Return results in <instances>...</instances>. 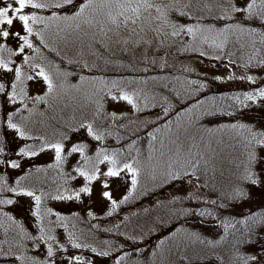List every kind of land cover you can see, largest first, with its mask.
Returning a JSON list of instances; mask_svg holds the SVG:
<instances>
[{"label":"snow or ice","instance_id":"snow-or-ice-1","mask_svg":"<svg viewBox=\"0 0 264 264\" xmlns=\"http://www.w3.org/2000/svg\"><path fill=\"white\" fill-rule=\"evenodd\" d=\"M213 7L221 8V13L212 16ZM201 13H206L207 16ZM208 16L211 17L210 21ZM188 18L194 22H183ZM257 22L258 25L254 26ZM235 33L247 34L252 38V55L247 62L237 66L252 65L264 70V0H245L242 5L236 4L234 0H0V70H4L0 72V97L5 105L14 106L12 111L5 113L3 123L6 129L14 130L13 142L23 141L22 146L18 145L17 149H12L5 131L4 137L0 139V154H4L7 149L8 153L15 151L20 158H30L51 151L54 153V163L47 166L49 169H60L67 157L79 154L83 163L74 168L76 175L70 179L75 180L78 176L83 177L85 181L83 186L71 191V194H66L68 189L61 190L58 187L55 195L45 192L37 195L35 190L22 186V182L31 173L20 176L15 181V186H9L4 175L0 174V193H15L18 196L30 197L34 201V207L30 208L29 212L38 222L39 233L38 236L30 234L12 216L3 212L2 216L9 223L6 224L5 219H0V264H56L58 249H67L63 243L54 247L56 237L49 234L50 230L43 224L44 215H52L53 210L47 208L42 215V198L64 201L79 200L81 194L91 197L94 192L93 182L100 184V197L108 202V210L105 213L107 216H112L121 205L129 202L136 193L141 175L145 173L149 174L157 188L162 189L177 181L190 184L193 179L197 181L196 187H201L202 177L223 176L225 171H228L232 185L228 198L232 200L248 197V189L251 187L264 186V115L248 122L234 119L227 125L212 129L198 125L197 118L167 120L169 109L163 108L162 116L157 117L153 122L154 127L146 134L151 144L147 155L140 153L133 156L131 151H126L123 147L117 150L101 144L94 149L95 155L89 156L86 154L88 145L71 142L70 134L84 129L94 141L103 142L106 136L112 135L111 131L105 129L129 118L126 112L107 111L105 102H125L133 113L141 112V101H147L148 95L142 89L128 88L125 85L145 81L106 80L101 77L100 83L103 87L94 90L93 95L103 92V99L86 95L84 101L77 105V110L81 112L90 111L92 119L85 120L75 128L65 127L55 142L43 134L31 133L29 125L40 122H34L31 118L36 109L29 108L28 104L24 103L28 100L34 105H48L49 99L58 90H62L67 96L69 90L76 88V84L68 82L69 77H76L77 83H96L94 77L82 73L91 72L93 68L99 69L100 63L111 65L117 52L121 58H131L128 67L143 65L144 71L158 64L161 68L167 67L166 56L171 54L172 48L177 49V54L191 51L200 58H209L221 63L226 56L228 63L234 65L236 61L233 57L236 53L226 51V46L230 43V36ZM181 38H186L182 49L175 43ZM51 43H55V47H50ZM205 47L219 50L223 55L209 57ZM243 47V44L240 45L241 49ZM27 50H31L32 55H28ZM44 51L54 53L60 65L72 66L73 70L68 71L67 68L51 61L48 65L37 62L38 58L43 60ZM5 52L9 57H21V64L10 67L13 61L3 57ZM25 66L30 69L31 74H25ZM77 68L79 72L75 70ZM184 71L191 72L192 69L186 66ZM215 79L221 80L222 77L215 76ZM227 79L256 83V78L252 75L235 77L230 74ZM26 80H42L45 86L43 93L30 95L24 87ZM187 83L196 85L197 90L205 87V83L200 80ZM210 99L215 102V98ZM227 99L231 101L230 106L233 109V112L228 113L229 116H234L236 111L243 109L253 111L252 105H258L256 110L264 113V84L238 92ZM18 104L30 115L23 116L22 108L17 106ZM198 105L203 107L199 101ZM69 107L70 99L64 104L65 109ZM18 114L24 123L15 122ZM204 114L215 115V109L205 110ZM161 119L164 120L163 124L160 123ZM97 121H103L104 124H98ZM119 126L124 127L123 124ZM225 129L231 134L216 136L217 131ZM66 143L71 146L66 147ZM156 144H159V148ZM135 145L136 140H132L127 148L133 149ZM0 165L12 169L21 167L18 160L10 159L8 155L0 160ZM100 165H104V169ZM41 171L42 168H35L36 173ZM110 178L123 179L127 185V193L119 200L115 199L109 190ZM35 179L41 185L55 183V180L49 181L48 177L37 175ZM179 199V195H174L167 203L174 204ZM14 202L11 198L0 197V206L12 205ZM157 203L166 207L164 201ZM216 203L215 200L211 201L213 205ZM189 211L202 217L212 215L209 209L185 210L186 214ZM87 215L92 217L93 212L89 210ZM55 216L56 220L61 222L60 227L68 228L65 217L59 213H55ZM237 223L244 225V228L236 229L231 221H223L221 226L225 232L233 230L236 240L233 247L238 251V246L247 243L249 236L254 235L255 226L264 223V215L251 213ZM96 227L97 225H91V228ZM13 232H16V235H11ZM223 239L224 237L217 241L203 240L198 235L189 233L182 239H175L174 248L170 247L163 252L164 264H173L170 257L174 249L177 260L186 261L187 264H209L212 259H215L216 264H264V256H240L229 252L225 254L226 259L225 255L215 251H203L197 247L204 245L214 249ZM25 241H30L31 245H27ZM68 243L73 249L89 247L86 243L78 242L72 232L68 233ZM164 243L161 240L158 247H162ZM41 248H44L42 255L38 254ZM32 249L37 251L33 252ZM91 251L96 253L97 249L91 248ZM259 251L264 253V248ZM99 255L108 256L109 252L101 251ZM123 259V255L119 256L117 264ZM60 264H91V261H86L84 256L76 254L65 257Z\"/></svg>","mask_w":264,"mask_h":264},{"label":"trees","instance_id":"trees-1","mask_svg":"<svg viewBox=\"0 0 264 264\" xmlns=\"http://www.w3.org/2000/svg\"><path fill=\"white\" fill-rule=\"evenodd\" d=\"M184 46L185 44L177 45V47L181 49ZM50 47H55V43H51ZM247 50L248 49L245 48L244 52ZM160 55L165 54L160 53ZM193 56L198 55L191 51L177 54V49L172 48L171 54L166 56L167 67L161 68L158 64L154 67L150 66L148 71H144L143 65H137L135 68L128 67L131 58L128 56L121 58L119 52H117L111 65L105 66L103 63H100L99 69L93 68L91 72H83L82 74L85 76L94 77L96 84L101 77L106 80L123 79L125 81H145L143 83L125 85V87H134L138 90L142 89L144 90V93L148 95L149 99L147 101H141V112L133 113L132 110H129L131 107H128L124 111L117 112H126L129 118L121 120L117 125L111 128L105 129L106 131H111L112 135L106 136L103 142L94 141L92 137H85L83 132L84 129H81L77 133H71V142H82L87 144L88 150L86 154L89 156H93L95 154L94 149L101 146V144L110 149L119 150L123 147L126 151H134L138 154L143 153L144 155H147L151 149V144L146 134L154 127L153 122L157 120V117L162 116L163 108L169 109V114L166 118L167 120L176 121L180 118L184 120L197 118L198 125H202L205 128L217 129L222 125H227L233 122L234 119L243 122L240 118V112L238 111L234 113V116L228 115V113L233 112V109L230 106L231 101L227 99V97L233 96L241 91L214 90L209 84L207 77L197 71L195 62L193 61V58H191ZM43 57L42 61L38 58L37 62H42L43 64L48 65L51 61L62 68H67L68 71L73 70L72 66L60 65L59 59L54 53L50 54L47 51H44ZM186 66L191 68L192 71L185 72L184 68ZM27 70H29L31 74L30 69L27 68ZM75 70L79 72L78 68ZM1 71L2 70H0V72ZM71 78L74 77H69L68 81ZM191 80L203 81L205 87L202 91L199 90L200 88L197 90L196 85H190L187 83ZM28 82L30 81L24 83L25 89H27ZM84 83L85 85L87 83L89 84L88 89L93 95L94 90H96L95 84L91 82H83L80 83L81 87L84 86ZM100 94L101 93L99 92L96 95H93V97H95V99H103L96 98ZM210 98H215V102L213 103ZM198 101L203 107L198 105ZM107 102L108 100L105 102L104 107L109 112L113 111L107 107ZM145 104H147V107H145ZM7 105H5V102L2 99L0 107V139L4 137L5 131H7L2 117L3 110H6ZM213 108L215 109V115L204 114L205 110ZM177 113H179V116H177ZM71 115L72 117H70V115L66 116V118L68 117L67 120L65 121L64 119V121L61 122V125L66 124L63 125L66 128H75L85 120L92 119L91 112L87 113L86 111L83 113H72ZM20 120L21 123L24 122L22 119ZM97 123L104 124L103 121H97ZM160 123L163 124L164 120L161 119ZM119 124H123L124 127H120ZM145 125H148V127H145ZM29 128L31 129L32 134H43L40 129L37 130L34 126L29 125ZM11 131L14 132V130ZM59 131L62 132V130ZM219 132L220 135L231 134L227 129ZM215 134L217 135V132ZM43 135L49 140L55 142L50 136L46 134ZM7 140L10 147L14 150L17 149L18 145L22 146V143L13 142V137H10L8 133ZM132 140H136V145L133 149H128L127 145ZM31 142L32 141H29V143ZM70 146V143H66V147ZM156 147L159 148V144H156ZM10 154L6 149V152L0 154V156H3L2 159H4L5 155H8L10 159L18 160L21 167L18 169H12L2 165L0 174L4 175L5 181L9 186H15V181L26 173H33L42 178L48 177L49 181L55 180V183L41 185L36 182L35 176L32 178L30 174L28 178L22 182V186L29 190H35L37 195H40L41 192L55 195L58 187L61 190L68 189L69 191L66 194H71V191L77 190L85 183L83 177L77 176L75 180L70 179L71 176L76 175L74 168L83 163L79 154L67 157L60 169H49L47 167L49 164L54 163V157L49 160V163L41 164L40 161L35 159L37 156L20 158L15 155V151ZM12 155L14 157H12ZM37 167L42 168L43 171L39 173L23 172L24 170L35 171V168ZM146 179H150L149 174H142L139 180V189L137 188L136 193L129 202L121 205L112 216H107L105 214L106 212L98 213L97 211L90 209L83 212V209L81 208V214H77V212L72 213V211L66 212L63 211V209L58 208L57 204L59 202L70 200L57 201L49 197H43L41 203L42 215H44V210L47 208L53 210L52 215H44L43 224L46 229L50 230L49 234L56 237V240L53 242L54 247L59 243H63L67 251L64 249H58L60 253L64 252V254H67L68 256L76 254L82 255L85 257L86 261H91V264H117V259L121 255L124 256V259L120 264H164L163 252L170 247L174 248L175 239H182L189 233H194L203 240L217 241L220 240L221 237H224L223 241L215 246L220 249H217L216 252L221 255H224L225 252H232L237 253L240 256H250L253 255L249 246L252 241L260 238L259 240L264 244V223L255 226L254 235L249 236L247 243L240 244L238 246V251L233 247L236 243L233 230L230 229L228 232H225L221 226L223 221H231L235 224L236 229L242 230L244 225L237 223V221L247 218L251 213H256L258 216L264 215V206H258L255 210L248 213L231 210V206L239 204L242 199L232 200L228 198V194L232 191L228 171H225L223 176L216 175L213 177L207 175L202 177V186L190 192L191 195H189V193L183 195L175 191L172 192L174 183L164 186L162 189L157 188L155 183L154 185L147 187L141 186V182L146 181ZM251 188L248 189L249 192ZM174 195H179L180 199L174 204H168L167 202L171 200V197ZM0 197L11 198L14 201H17L18 199L23 200V204L20 205H14V202L12 205L0 206V219H5L6 224L9 223L7 219L2 216V213L6 212L12 216L14 220L18 221L25 231L38 236V222L34 217L30 216L29 212V209L34 207V201L32 198L23 195L18 196L15 193L9 194L7 192L0 193ZM120 198L122 197H115L117 200ZM212 200L217 201V203L215 205L211 204ZM158 201H164L166 207H161L157 203ZM197 208L209 209L211 210L212 215L202 217L191 214L190 211L187 214L185 212V210L194 211ZM89 210L93 212L92 217L87 215ZM55 213H59V215L66 218L68 228L60 227L61 222L56 220ZM136 213L138 215H136ZM109 220H112V222L109 223ZM73 225H75V227H73ZM91 225H97V227L91 228ZM211 227L212 229L216 227L214 230L216 233L208 232V228ZM16 232H18V229ZM16 232L11 233V235H16ZM69 232H72L74 236L78 238V242L86 243L89 247L81 249L71 248L68 243ZM236 235H239V233H236ZM161 240L165 243L162 247H158ZM25 243L29 246L31 245L30 241H25ZM197 247L203 251H213V249L205 248L206 246L204 245H198ZM91 248H96L97 252L93 253ZM32 251L36 252L37 250L32 249ZM101 251H108L109 255H99ZM43 253L44 248H41L38 254L42 255ZM125 253L127 255H124ZM182 254L183 251H181V255ZM189 254L191 253L189 252ZM170 258L172 259L173 264H187L186 261L177 260L175 249ZM209 264H216L215 259H212Z\"/></svg>","mask_w":264,"mask_h":264},{"label":"rangeland","instance_id":"rangeland-1","mask_svg":"<svg viewBox=\"0 0 264 264\" xmlns=\"http://www.w3.org/2000/svg\"><path fill=\"white\" fill-rule=\"evenodd\" d=\"M234 2L238 5H242L245 0H234ZM222 9L221 8H217V7H213L212 9V16L215 15H219L221 13ZM201 15H205L207 16L206 13H201ZM209 19V21L211 20V17L208 16L207 17ZM183 22L185 23H192L194 21H192L191 18H188L186 20H184ZM231 22V21H229ZM259 22H257L256 25L257 26ZM219 26V25H218ZM185 39L186 38H181L178 39L175 43L177 45H183L185 44ZM252 38L249 37L247 34H240V33H235L233 35L230 36V43L226 46V51L229 52H235V56L233 57V59L236 61V64H229L228 63V57H224V62L221 63L219 61H214L211 60L209 58H200L199 56H193L191 58H193V61L195 62V65L197 67V71L206 76L209 84L211 85V87L214 90H240L242 91H247L250 90L254 87H258L261 84H264V70L262 69H257L256 67L249 65L248 67H238L237 65L243 64L245 62L248 61L249 57L252 55V48L250 46V40ZM189 46H191V42L189 41ZM198 43V41H197ZM244 45L243 49L240 48V45ZM12 47L14 48L15 45L13 44ZM247 48L248 50L246 52H244V49ZM207 53L208 56H215L217 54L223 55V53H221L219 50H214L211 48H207L205 47L204 49ZM27 54L28 55H32L31 50H27ZM241 58H240V55ZM264 54V53H262ZM3 57L7 60V59H11L13 61L12 64H10V67H13L14 65L19 66L21 64V57L16 56V57H9L8 53L5 52L3 53ZM46 58V56H45ZM202 59V62H200ZM213 64H215V67H213ZM27 66L24 67V72L26 75L30 74L29 70H27ZM4 71V70H2ZM1 71V72H2ZM230 74H234L235 77H241V76H247V75H252L253 77L256 78V83L252 84L251 82L248 81H241L240 79H233V80H228L227 77ZM215 76H221L222 79L221 80H216ZM11 78V77H10ZM9 78V79H10ZM27 82V80L25 81ZM70 84H76V88H73L71 90H69L67 92V96H65L64 92L62 90H58V92L56 94H54L50 99H49V104L48 105H34L33 102L25 100L24 103H27L29 108H35L36 111L35 113L32 115V120L35 121H39L40 123L38 124H34L31 126H34L37 130L40 129L41 132L43 134H46L48 136H50L51 138H53V140L55 141L56 139L59 138V134L61 133L59 130H64V126L66 124L61 125V122L67 120L66 116L72 117V113H83L79 110H77V105L82 103L84 101L85 96H92L90 90L88 89V83L85 85V83L83 84L84 86L81 87L80 83H77V78H71L68 81ZM96 86V90L97 89H101L103 86L100 83V78L96 83H94ZM110 87V85H109ZM204 88V87H203ZM203 88H200L199 90L202 91ZM45 89V86L43 84V81H30L27 84V91L29 92L30 95H36V94H42L43 91ZM78 89V90H77ZM101 94L96 97V98H103V92H100ZM95 99V97H93ZM3 98L0 97V107H1V100ZM69 99L71 100V107L65 109L64 108V104L69 102ZM17 106L22 108V115L23 116H29V112L27 111H23V106L18 104ZM13 105L8 104L6 110H3L2 113V117L4 118V115L7 111H12L13 110ZM107 107L109 109H112L113 111L119 112V111H124L125 109H127L128 105H126L125 102H119V103H115L112 102L110 100H108L107 102ZM258 105H252V109L253 111H249L248 109H243L242 111H238L240 112V118L243 120V122H248L251 121L253 118L259 117L261 115H264V113L257 111L256 109H258ZM132 110V109H129ZM87 113H90L88 110H85ZM132 112V111H131ZM21 119V115L18 114L15 117V122L21 123L20 120ZM71 119V118H70ZM24 123V122H23ZM59 124V125H58ZM58 125V126H57ZM205 128V127H204ZM216 129V128H215ZM12 129H7V133L8 135L11 137H14V132L11 131ZM85 137L90 138L87 135L86 130H83ZM35 135V134H33ZM216 136H220V132L217 131V135ZM16 143H22L23 145V141L19 142V140L15 141ZM32 143V142H31ZM133 156L138 155V153H135L134 151L131 152ZM10 154V153H9ZM16 155V154H15ZM95 155V154H94ZM93 155V156H94ZM11 156V154H10ZM73 156H76V154ZM12 157H14L12 155ZM54 157V153L51 151H45L43 153H40L35 159L40 161L41 164L44 163H49L50 159H53ZM3 158V156H0V160ZM39 164V165H41ZM100 167L102 169H104V165H100ZM2 169V165H0V170ZM23 172H35L34 170H28V171H23ZM32 178H34V176L36 177V175H34L33 173L31 174ZM150 177V176H149ZM109 185H110V191L113 193V197H122L123 195H125L127 193V185L125 183V181L123 179L120 178H110L109 179ZM154 181L150 178V179H146V181H142L141 182V186L143 187H147V186H151L154 185ZM196 181L193 179L191 181V183H182V182H175L174 186L172 188V192L175 191L177 193H181L183 195H187L186 193H190L193 190H196L198 187H196ZM140 185V184H139ZM93 188H94V192L93 195L91 197H88L85 194H81V198L79 200L73 199L70 201H64V202H59L57 204L58 208L63 209V211L66 212H77V214H81L80 212V208L83 209V212H85L87 209L90 210H94L97 211L98 213H102V212H107L108 210V202L103 200L100 197V191H101V186L98 182H93ZM140 186V187H141ZM139 189V188H138ZM250 195L244 199H242V201L239 204H235L231 206V210H235V211H241V212H251L253 210H255L258 206H264V186H259V187H252L250 189ZM23 204V200L18 199L17 201H15L14 205H20ZM136 215H138L136 213ZM112 222V220H109V223ZM108 224V221H107ZM216 229V227L214 229L208 228V232L209 233H216L214 230ZM260 239V238H259ZM259 239L252 241L249 246L253 252V255H260V256H264V253H261L259 250L264 248V244L262 241H260ZM263 244V245H262ZM261 245V246H259ZM205 248H208L207 246ZM209 249V248H208ZM213 249V248H210ZM220 250L219 248L215 247L213 249V251H217ZM226 254V252L224 253V255ZM68 257L67 254L60 253L59 255L55 258L56 259V264H60V261L63 260L64 258ZM225 258L227 259L226 255Z\"/></svg>","mask_w":264,"mask_h":264}]
</instances>
